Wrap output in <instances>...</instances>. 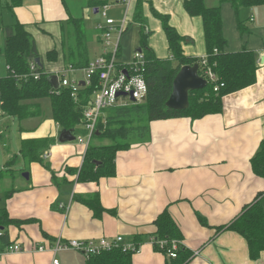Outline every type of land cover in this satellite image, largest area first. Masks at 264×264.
Segmentation results:
<instances>
[{"label":"crops","instance_id":"obj_1","mask_svg":"<svg viewBox=\"0 0 264 264\" xmlns=\"http://www.w3.org/2000/svg\"><path fill=\"white\" fill-rule=\"evenodd\" d=\"M75 1L85 4L84 0ZM141 1L150 32L148 46L154 55L162 60L172 57L151 6L169 16L170 25L185 37V55L201 62L207 53L203 22L187 13L185 0ZM84 6L83 28L92 34L85 24L93 11ZM206 6L221 7L226 53L248 51L256 55V81L225 96L219 114L195 121L175 118L152 122L147 140L136 141L130 149L118 152L114 177L99 182L78 181L88 148L78 142L79 138L73 143H58L62 129L53 119L48 99L29 102L41 108V114L24 121L7 116L0 108L1 130L16 132L18 126L15 138H11L14 133L4 138L15 141L17 152L9 151L0 170V182L7 175L11 179L5 181H18V185L0 193V210L6 209L11 219L26 221L7 228L10 241L20 245L23 252L3 255L0 264H51L52 248L59 240L97 242L118 237L126 244L142 237L143 244L133 255V264H167L166 257L149 242L154 222L166 210L182 230V244L194 252L188 264H264V253L253 261L246 240L228 229L244 208L264 192V180L254 174L251 164L264 140V5L237 10L230 0H206ZM6 9V0H0V42L6 40L5 28L17 22L23 24L36 43L45 73L60 77L71 65L67 63L68 53L75 42L70 22L81 17L76 8L69 7L67 0H22L13 12L8 9L5 14ZM136 24L130 23L122 42L138 51L141 35L138 38L136 30L131 31ZM94 32V40L98 38L101 43L97 26ZM4 46L5 42L3 50ZM123 50L122 46L121 61L129 63ZM52 51L57 53L54 61L47 58ZM76 73L71 78L83 83L84 78L79 79ZM9 74L4 53L0 54V78ZM47 111L49 116L44 114ZM48 137L55 138L56 143L45 152L43 164L24 160L20 152L23 140ZM94 143L101 144L92 140ZM93 196H98L105 210L101 215L81 201ZM41 246L46 251L38 252ZM57 257L62 264H87L89 259L75 250L61 251Z\"/></svg>","mask_w":264,"mask_h":264},{"label":"trees","instance_id":"obj_2","mask_svg":"<svg viewBox=\"0 0 264 264\" xmlns=\"http://www.w3.org/2000/svg\"><path fill=\"white\" fill-rule=\"evenodd\" d=\"M114 1L84 0V8L94 12L95 9L99 10ZM230 1L237 10L241 7L253 8L264 5V0ZM21 3L22 0H6V7L13 12V9L20 7ZM134 4L136 7L133 6ZM133 5L129 15V25L130 23L141 24L140 48L147 62L145 78L148 83V95L143 103L105 111L106 125L101 119L98 126L99 135L95 134L93 138L101 144L90 143L83 167L78 175V181L99 182L102 178L114 177L117 153L130 149L133 144L138 143L136 141L147 140L152 122L175 118H190L195 121L209 115L219 114L223 111L225 96L239 92L256 81L257 58L253 52H225L227 40L223 35L221 7L208 8L206 0H185L184 8L187 13L191 17L202 19L207 64L212 66L218 76L220 89L216 92L214 84L208 83L203 90L190 93L188 109L184 111L169 109L166 103L172 94L173 82L181 68L197 64L200 68L199 74L202 76L201 62L185 55L182 46L185 37L170 25L169 16L158 13L151 6L152 14L162 22L168 49L172 56L171 59L164 60L157 58L148 46L150 32H146L147 26H142L145 21L143 2L134 0ZM84 22L82 17L73 18L70 22L71 30L70 28L69 30L74 36L75 43L69 50L67 63L76 69H84L91 63L88 39L83 28ZM1 28L3 26L0 19ZM5 32L3 53L10 74L0 78V108L3 113L16 117L20 121L33 119L41 114V108L36 109L33 105L35 103L29 104V102L48 99L51 103L53 119L61 129L76 130L82 123L85 107L91 101L96 85L82 87L78 101H75L71 91L67 88L53 90L48 80L49 75L45 73L44 68L38 65H36V72L41 77L39 80H34L31 76L30 64L40 58L35 41L26 31L25 26L18 22L12 27L5 28ZM215 50L218 51L217 54H214ZM47 58L54 61L57 59V53L52 51L48 53ZM107 141L109 143L104 144ZM55 143V138L51 137L26 139L22 141L20 152L28 163L43 164L45 152ZM251 164L254 174L264 180V140ZM70 172L76 173V170H70ZM81 201L97 215L105 211L98 196L83 198ZM24 222L26 221L11 219L6 209L0 210V252L12 244L7 228L10 225H20ZM154 227L153 236L156 240L165 241L166 244L163 250H160L157 244L153 247L166 257L167 264H188L193 259L194 252H190L182 244V230L167 210L157 218ZM228 229L246 240L250 258L257 261L264 253V192H260L254 201L244 208L239 217L228 226ZM141 239L142 237L135 238L134 242L137 247L143 244ZM173 243L177 245L175 258L169 256ZM134 254L125 252L122 248H116L90 257L87 264H133Z\"/></svg>","mask_w":264,"mask_h":264},{"label":"built area","instance_id":"obj_3","mask_svg":"<svg viewBox=\"0 0 264 264\" xmlns=\"http://www.w3.org/2000/svg\"><path fill=\"white\" fill-rule=\"evenodd\" d=\"M133 2L134 0H115L114 3L105 5L98 10L103 20L98 26L101 35L102 56L91 61L89 66L83 69L84 86H82L83 83L79 82V80L71 78V75L77 71L73 65L63 70L60 77L58 76L60 88L69 89L75 101H78L79 91L82 87H93V85H96L91 101L85 107L81 123L87 136L85 140L82 138L78 139V142L85 144L87 148L93 140L94 135L99 132L98 126L101 119L106 125L105 111L111 108L143 103L148 95V83L145 78L147 62L143 50L141 52L135 51L131 62L125 63L121 61V42L128 30L129 15ZM116 5L125 7L123 18L119 21L109 16V12ZM146 32H149L148 28H146ZM217 53L218 51L215 50L214 54ZM207 59V56L201 59L202 77L208 83L214 84V91L217 92L220 89L218 77L213 71L212 66L207 64ZM36 65L35 63L30 64L31 76L34 80H39L41 75L36 72ZM132 98L135 102L132 101ZM149 242L152 245L157 244L160 250H163L166 244L165 241L156 240L154 236L150 238ZM116 248H122L125 252L135 254L141 249L135 243H124L122 237H118L113 241L101 239L97 242L70 241L63 243L59 240L52 248L54 257L51 264H62V261L57 257V254L61 251L75 250L90 258ZM176 250L177 245L173 243L172 249L169 250L171 258L176 257ZM44 251H46L44 246L38 248V252ZM21 252H23V249L20 245L11 244L3 252H0V259L3 255Z\"/></svg>","mask_w":264,"mask_h":264},{"label":"rangeland","instance_id":"obj_4","mask_svg":"<svg viewBox=\"0 0 264 264\" xmlns=\"http://www.w3.org/2000/svg\"><path fill=\"white\" fill-rule=\"evenodd\" d=\"M67 2H68V5H69V7H75L76 8V11H77V16H79V15H81V17H83L82 15H83V12H82V7L85 5H83L81 2H77V1H75V0H67ZM83 5V6H82ZM1 12V11H0ZM125 12V7H118L117 5L115 6V7H113V9H111V11L109 12V16L111 17V18H113L114 20H116V21H119V20H121V18H122V16H123V13ZM8 13V9H6V13L5 14H7ZM6 16V15H5ZM7 18V17H6ZM8 19V18H7ZM157 20H159V19H157ZM157 20L155 21L156 23H158L157 22ZM160 21V20H159ZM102 23V17H101V15H99V13L98 14H94V12H92V13H90V15H89V18H88V20H86V24H85V26H86V28H87V30H89L90 32H92V34L91 33H88L87 31L85 32V35L87 36V39H88V42H89V46H88V52H89V57H90V60H92V61H94V60H96L98 57H100V56H102V45H101V43H99L98 41H100V40H98V38L97 39H95L94 40V34H95V32H94V27L95 26H97V29H98V26L100 25ZM160 23H161V26H162V28H163V25H162V22L160 21ZM142 26H148L147 25V19H145V21H144V24L142 25ZM134 30H136L135 31V33H136V35L138 36V38H139V36H140V31L142 30V28H141V24H136L132 29H131V31H134ZM130 31V32H131ZM132 33H134V32H132ZM91 35H93V41L91 40ZM132 37V36H131ZM124 38H130V36L129 37H124ZM124 41V40H123ZM2 42H3V44H2ZM4 42H5V40H2L1 42H0V45H2V46H0V48L2 49V47H3V45H4ZM121 45L123 46V48H124V50H123V53H124V58H125V60H127L128 62H131L132 61V59H133V55H134V53H135V50H133V49H130V48H128L127 46H126V42L124 41V42H121ZM0 54L2 55L3 54V49L0 51ZM166 55H168V53H166ZM76 75H77V77L79 78V79H82V78H84V73H83V69L81 70H78V72L76 73ZM44 114H45V116H49V111H47V112H44ZM18 122H19V120H17ZM81 126V125H80ZM80 126H78L77 127V129H76V131H75V136H76V138H82V139H84L85 140V131H84V129L82 128V127H80ZM83 131H82V130ZM16 132H13L11 129L10 130H8L7 132L5 131V130H1V126H0V133H2L3 134V136L2 135H0V170L4 167V163H5V159L7 158V155H8V153H9V151H12V153H16L17 152V147H16V144H15V141L14 142H8V140H5L4 138L6 137V138H8L9 136H8V134L10 133V135L11 134H13L14 133V135H12V139H13V136H14V138L16 137V133H17V131H18V126H16V130H15ZM16 140V139H15ZM94 140V139H93ZM76 142V141H75ZM96 143H97V141H95ZM90 145V144H89ZM89 147V146H88ZM118 154V153H117ZM19 174H21L20 172H19ZM19 178V176L17 177V179ZM6 179H11L10 177H8L7 175L2 179L3 181L2 182H0V193H5V192H9V191H11L15 186H17L18 185V181H15V182H13V180H11L9 183L7 182V181H5ZM22 179V178H21Z\"/></svg>","mask_w":264,"mask_h":264},{"label":"water","instance_id":"obj_5","mask_svg":"<svg viewBox=\"0 0 264 264\" xmlns=\"http://www.w3.org/2000/svg\"><path fill=\"white\" fill-rule=\"evenodd\" d=\"M94 14H98V9L94 10ZM138 51L141 52L142 49L140 48L138 49ZM35 62L39 67L43 68L40 58H37ZM199 71L200 68L197 64L193 66L188 65L181 68L180 72L178 73L173 82L172 94L166 103V106L169 109L175 111H184L188 109L190 93L206 88L208 82L204 77L199 74ZM48 80L51 83L53 90L58 91L60 89L58 76L50 75L48 77ZM84 85L85 84L83 83L82 86ZM132 101L135 102L133 98ZM74 131L75 130H62L59 133L57 139L58 143L66 144L75 142L76 136L74 135ZM96 135L98 136L99 132H97ZM24 176L27 179L29 178V174L27 173L24 174Z\"/></svg>","mask_w":264,"mask_h":264}]
</instances>
